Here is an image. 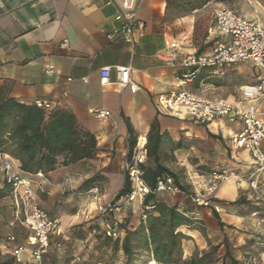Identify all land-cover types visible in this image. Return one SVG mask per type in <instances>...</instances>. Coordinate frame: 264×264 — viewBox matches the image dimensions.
I'll list each match as a JSON object with an SVG mask.
<instances>
[{"label": "crops", "instance_id": "crops-1", "mask_svg": "<svg viewBox=\"0 0 264 264\" xmlns=\"http://www.w3.org/2000/svg\"><path fill=\"white\" fill-rule=\"evenodd\" d=\"M218 6L230 7L250 20L264 16V0H254L252 4L247 0H209L178 14L167 8L166 0H139L137 17L145 23V35L140 37L135 28L134 42H127L110 38L125 24L124 17L116 18L122 13L118 0H0V91L20 102L32 104L42 100L50 104V109L70 112L96 138L97 151L92 158L60 164L48 173L23 172L20 162L9 155L15 171L33 180V203L59 220L61 232L74 223L100 219L103 216L97 210L99 204L121 199L116 196L125 183L130 140L145 137L148 142L152 127L157 124V130L164 135L160 161L168 168L169 162L162 160L165 151L185 167L196 161L197 166H210L211 171L220 167L230 172L228 180L213 196L218 202L197 206L191 200L193 194L189 192H201L210 181L211 171L206 168L199 171L188 168L190 176L185 183L177 179L183 187L180 193L159 194L169 205L176 204L186 211L198 210L206 227V234L199 229L186 230L184 226L178 229L187 235L182 260L190 258L196 249L206 250L219 244L226 235L231 255L237 261L234 264H264V245H258L259 241L264 242V227L238 212L240 204L235 203L249 187L240 175L250 167L256 169L250 152L230 141L231 135L243 128L241 119L218 117L202 124L165 113L158 101L160 95L183 87L213 100H236L240 98L242 85L256 84L263 78L264 71L244 61L226 68L224 76L216 75L211 68L200 69L192 81L182 85L184 69L160 58L165 54L179 60L187 53H208L218 40H226L215 25L214 10ZM170 43L176 46L169 48ZM117 66L131 67L138 90L114 83ZM49 67L53 68L50 74L46 72ZM103 67L111 68L110 83L101 81ZM237 75L244 76L243 82L237 84ZM257 107L264 119V99ZM96 109L111 114L106 119H97L93 114ZM147 160L154 163L152 158H146L144 163ZM260 175L264 177V172H258L256 180L252 179V186L255 183L256 187ZM94 176L97 178L93 186L80 191L81 184ZM79 195L84 200L73 213L64 200ZM213 203L220 208L219 215L228 227L217 226ZM0 212L8 218L7 235L14 232L19 243L28 247L24 264L32 262L30 250L34 245L29 244L32 233L24 224L23 205L15 201L1 171ZM109 216L135 228L142 209L137 203H127L121 213ZM120 235L124 236V230ZM225 252L226 247H220L218 256Z\"/></svg>", "mask_w": 264, "mask_h": 264}, {"label": "built area", "instance_id": "built-area-1", "mask_svg": "<svg viewBox=\"0 0 264 264\" xmlns=\"http://www.w3.org/2000/svg\"><path fill=\"white\" fill-rule=\"evenodd\" d=\"M118 2L122 13H119L116 18L124 17L125 24L121 29L111 34L110 38L134 42L135 28L140 37L145 35V23L137 17L139 0H118ZM247 2L252 4L254 0H247ZM214 18L216 29L226 37V40H218L210 52L187 53L179 60L173 55H160L162 60L168 61L174 66L179 64L184 69L180 80L182 85L192 81L200 69L211 68L216 75L224 76L226 68L244 61L252 62L256 68L264 71V16L250 20L230 7L218 6L214 10ZM67 44L68 42L64 41L63 45L67 46ZM175 46L174 43H170L169 48ZM46 72L52 73L53 68L49 67ZM110 78L111 68L103 67L101 69L102 83H110ZM115 78L114 83L119 87L130 86L133 91L139 89V86L132 80L131 67L117 66ZM83 80L87 81V78L84 77ZM240 94V98L236 100H213L198 96L183 87L169 94L160 95L158 101L161 110L165 113L179 119L189 118L202 124L210 123L218 117L235 116L241 119L243 128L233 133L230 141L235 147L248 150L257 172H264V119L257 107V103L264 99V76L256 84L242 85ZM34 104L45 109L50 108V104L46 101L36 100ZM93 114L97 119H106L111 113L96 109ZM146 158L147 140L139 137L126 165L132 188L130 194L119 200L113 199L99 204L97 208L99 215L107 217L121 213L127 203H137L142 209L143 217H145V211L153 208L152 205L145 203V197L150 192L142 168ZM0 159V171L3 174V179L11 188L15 201L23 205L24 224L32 233L29 244L34 247L30 250V258L33 263L42 264L43 257L51 248L52 237L61 234L60 222L51 216L45 208L33 203V180L15 171L14 163L9 155L0 153ZM229 177L228 169L215 167L211 171L210 181L203 186L201 192H195L191 196V200L197 206L210 204L217 189ZM155 191L157 193H180L181 189L176 184L174 177L168 175L158 179ZM213 206L217 211H220L218 205L214 204ZM186 215L193 219L201 217L198 210L186 211ZM105 229L109 236L117 237L120 234L109 221L105 222ZM6 244L9 246L8 250L15 262L24 264L27 245L19 243L14 232L7 235ZM151 263L152 260L148 264Z\"/></svg>", "mask_w": 264, "mask_h": 264}, {"label": "trees", "instance_id": "trees-1", "mask_svg": "<svg viewBox=\"0 0 264 264\" xmlns=\"http://www.w3.org/2000/svg\"><path fill=\"white\" fill-rule=\"evenodd\" d=\"M207 1L166 0L167 8L177 14L193 10ZM163 139L164 135L157 130V124H154L148 137L147 158H152L155 164L153 166L142 164L144 179L150 188V192L145 197V203L152 205L153 208L145 211V217L142 214L139 225L130 228L127 224L112 220L110 216H107L103 217L101 223H91L87 227L88 231L100 230L102 223L105 224L108 220L119 232L124 230L123 237L120 234L113 237L106 233L105 226L102 227L103 231L97 235L102 240L101 264H133L134 257L140 252L150 253L158 264H177L181 261L183 264H226L228 259L232 264L236 263L231 255L226 235L219 244L211 245L210 249L200 254L195 253L187 260H182L183 241L187 235L178 229L183 226L191 230L199 228L194 225V219L186 215V210L176 204L169 205L160 200L155 191L158 179L168 175L173 176L176 184L179 185L174 172L160 161ZM136 142L135 138H131L128 160ZM96 151L94 134L85 130L74 114L58 108L45 109L34 103L20 102L0 91V153L8 154L18 160L21 171L31 174L48 173L60 164L68 165L82 159L92 158ZM96 178L97 176H94L85 180L79 188L80 191L89 190L96 182ZM131 190V181L126 172L124 186L116 199L128 196ZM212 202L218 201L212 199ZM235 203H239L238 200ZM211 208L217 226L220 229L228 227L219 213L213 209V205ZM222 246L226 247V252L219 257V250ZM49 252L50 250L43 257L42 264H45ZM56 260L54 258L53 263ZM14 263L13 257L0 262V264Z\"/></svg>", "mask_w": 264, "mask_h": 264}, {"label": "rangeland", "instance_id": "rangeland-1", "mask_svg": "<svg viewBox=\"0 0 264 264\" xmlns=\"http://www.w3.org/2000/svg\"><path fill=\"white\" fill-rule=\"evenodd\" d=\"M223 1H230V0H223ZM235 1L237 2L238 0ZM236 78H237L236 82L238 84L240 82H243L244 76L237 75ZM162 160L165 163L169 162L170 164L169 168L171 169V171L174 172L177 179L181 182L182 181L184 182V180L190 176L189 174L190 169L199 171V170H205L204 168H206L208 169L207 172L211 171L210 166H197L195 163L196 161H193V165L190 167H185L181 164H177L178 160L175 158V156L174 155L172 156L167 151L164 152ZM145 164L150 166L154 165L153 161L151 160H147ZM257 175L258 172L254 167H250L249 169H247V171L244 174L240 175L242 176L243 180L249 183V187L243 190L241 192L240 197L238 198V202L240 204V209L238 212H240L243 215H249L251 219L257 221L259 227L263 228L264 227L263 175L259 176L258 178L259 182L256 185V187L252 186L251 184L253 180H256ZM180 189L183 191L182 188ZM159 194L160 193H158V198L164 201L165 197L163 198ZM189 194H194V192H189ZM82 200H84V198L81 195H79L77 198L75 197V199L72 200L67 198L66 200H64L65 201L64 203L68 209H72L73 213H76L81 208ZM200 209H203V207H201ZM215 211L219 213V211H217L216 209ZM2 213L3 212H0V262L12 258V255L8 250L9 246L6 244L7 231L5 230V228L7 226L8 218H6V216H3ZM101 218L98 219V217H95L82 222L74 223L69 228H67V230H63V232H61L60 235H55L52 239L50 252L45 259V264H101L100 247L102 244V240L98 238L97 235H99V233L103 231L102 230L103 226L100 224L101 225L100 230H96V231L87 230L88 225H90L91 223L94 224L97 222L101 223L102 220ZM194 221H195L194 225L198 227L203 234H206V227L204 226L203 220L194 219ZM184 229L187 230V228L185 227ZM259 234L260 233L255 232L256 236H259ZM218 236L220 237L221 235ZM258 245L262 246L263 244L261 241H259ZM208 249H210V246L208 247ZM206 250L196 249L194 254L195 253L200 254L201 252ZM78 257L80 258L79 260ZM150 257H152L150 253L140 252L137 256L134 257L133 264H148L152 259H154L153 257L152 258ZM54 258L57 259L55 263H53ZM14 264H19V263L15 262ZM27 264H33V262H29ZM177 264H183V261ZM226 264H232L230 259L226 260Z\"/></svg>", "mask_w": 264, "mask_h": 264}, {"label": "bare ground", "instance_id": "bare-ground-1", "mask_svg": "<svg viewBox=\"0 0 264 264\" xmlns=\"http://www.w3.org/2000/svg\"><path fill=\"white\" fill-rule=\"evenodd\" d=\"M141 139H145V137H141ZM151 264H156V260H152Z\"/></svg>", "mask_w": 264, "mask_h": 264}]
</instances>
